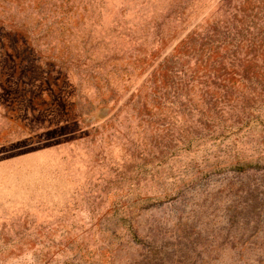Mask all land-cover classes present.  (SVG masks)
I'll use <instances>...</instances> for the list:
<instances>
[{"label":"rangeland","instance_id":"obj_1","mask_svg":"<svg viewBox=\"0 0 264 264\" xmlns=\"http://www.w3.org/2000/svg\"><path fill=\"white\" fill-rule=\"evenodd\" d=\"M0 264H264V0H0Z\"/></svg>","mask_w":264,"mask_h":264}]
</instances>
